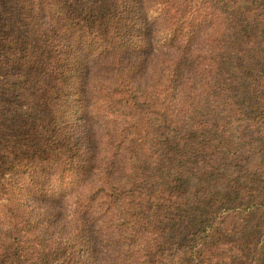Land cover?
<instances>
[{
    "label": "trees",
    "instance_id": "16d2710c",
    "mask_svg": "<svg viewBox=\"0 0 264 264\" xmlns=\"http://www.w3.org/2000/svg\"><path fill=\"white\" fill-rule=\"evenodd\" d=\"M229 2L0 6V107L33 115L25 144L0 116V264H161L186 233L180 264H264L251 206L214 188L196 222L178 184L218 110L240 115Z\"/></svg>",
    "mask_w": 264,
    "mask_h": 264
},
{
    "label": "rangeland",
    "instance_id": "374dc122",
    "mask_svg": "<svg viewBox=\"0 0 264 264\" xmlns=\"http://www.w3.org/2000/svg\"><path fill=\"white\" fill-rule=\"evenodd\" d=\"M217 1L223 4V0ZM13 4L17 5L16 0H0V6L7 8L1 13L11 12ZM226 9L231 13L232 32L228 42L232 48L225 56V64L240 80L233 88V99L238 103L235 110L240 115L226 120L224 109L218 110L220 116L212 120L215 128L208 124L210 133L200 139L204 149L192 157L197 165L189 163L178 184L189 202L185 210L191 219L196 222L205 219L207 201L204 200L215 188L229 201L241 202L245 208L251 206L247 230L260 236L264 234V107L258 105L261 103L258 96L264 94V23L258 15L263 13L264 0H230ZM254 9L259 12L256 18L250 13ZM1 13L0 17H5ZM14 104L0 107L1 120L13 129L7 138L25 144L24 126L33 115L24 102L14 101ZM33 105L36 112L44 108ZM207 144H212L214 149L208 151ZM180 226L185 225L174 228ZM186 236L180 247L169 249L161 264L182 263L180 258L189 249L191 233Z\"/></svg>",
    "mask_w": 264,
    "mask_h": 264
}]
</instances>
